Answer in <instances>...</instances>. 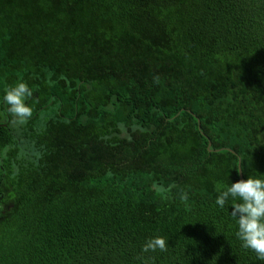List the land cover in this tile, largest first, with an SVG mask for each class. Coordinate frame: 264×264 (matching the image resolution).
<instances>
[{
    "label": "trees",
    "instance_id": "obj_1",
    "mask_svg": "<svg viewBox=\"0 0 264 264\" xmlns=\"http://www.w3.org/2000/svg\"><path fill=\"white\" fill-rule=\"evenodd\" d=\"M20 78L0 264H264L215 203L264 173V0H0V98Z\"/></svg>",
    "mask_w": 264,
    "mask_h": 264
},
{
    "label": "clouds",
    "instance_id": "obj_2",
    "mask_svg": "<svg viewBox=\"0 0 264 264\" xmlns=\"http://www.w3.org/2000/svg\"><path fill=\"white\" fill-rule=\"evenodd\" d=\"M34 90L22 78L9 85L0 98L7 106L10 123L19 127L27 123L33 115L29 102ZM232 200L230 216L235 220V238L242 248L255 253L264 261V173L248 174L246 179L231 182L216 198V205L224 208ZM168 239L163 235H153L141 245L142 254L164 253L168 251Z\"/></svg>",
    "mask_w": 264,
    "mask_h": 264
},
{
    "label": "water",
    "instance_id": "obj_3",
    "mask_svg": "<svg viewBox=\"0 0 264 264\" xmlns=\"http://www.w3.org/2000/svg\"><path fill=\"white\" fill-rule=\"evenodd\" d=\"M209 145H210V142H209ZM238 172H239V177L241 179H243V175H242V171H241V166H240V158L238 160Z\"/></svg>",
    "mask_w": 264,
    "mask_h": 264
}]
</instances>
